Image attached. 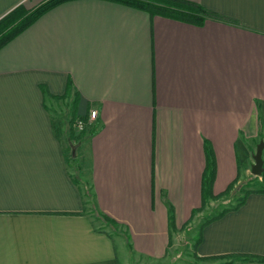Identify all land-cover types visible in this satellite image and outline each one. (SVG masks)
Listing matches in <instances>:
<instances>
[{
    "label": "crops",
    "instance_id": "crops-1",
    "mask_svg": "<svg viewBox=\"0 0 264 264\" xmlns=\"http://www.w3.org/2000/svg\"><path fill=\"white\" fill-rule=\"evenodd\" d=\"M46 1L0 0V20ZM180 1L215 17L197 25L72 0L0 49V264H121L105 226L122 264H182L180 233L197 257H264V194L214 220L225 206L202 209L206 144L213 197L250 174L260 114L264 125V0ZM74 98L93 131L75 145L81 186L66 120L50 108Z\"/></svg>",
    "mask_w": 264,
    "mask_h": 264
},
{
    "label": "trees",
    "instance_id": "trees-1",
    "mask_svg": "<svg viewBox=\"0 0 264 264\" xmlns=\"http://www.w3.org/2000/svg\"><path fill=\"white\" fill-rule=\"evenodd\" d=\"M72 0H48L35 8L32 11H25L20 7H17L8 15L0 20V49L3 48L8 42L22 33L26 28H28L31 24L37 21L44 13L48 12L52 8L68 2ZM112 3H117L121 5H125L134 9H139L142 11H146L151 15H164L176 18L178 20L187 21L193 24L200 25L208 18H214L215 14L206 10L205 8L201 7L199 4L195 3H188L185 1L180 0H173L172 2L164 1V0H104ZM160 1V2H159ZM164 1V2H163ZM45 92V90L43 89ZM69 91V90H68ZM66 91L64 95L61 96H52L49 93H44V95L48 96L49 98H58L64 99L68 97L69 92ZM76 105H77V98L72 99L71 107L69 108V113L67 115L66 125L67 131L70 133L68 136V140L71 144V148L77 143H82L85 139L91 135H93V131L86 130V117L77 116L76 113ZM260 118V115H259ZM258 118V123H259ZM81 121L84 125V130L81 133H76V126L77 122ZM260 128L263 125L259 124ZM76 143V144H74ZM205 155H206V167L202 178V209L205 207V203L209 198H213L212 196V185L215 175V161L213 156L212 148L209 144L205 145ZM263 168H264V154H263ZM70 163L73 170L77 173L80 171V166L78 162H75V158H72L70 155ZM73 181L76 185L81 186L82 182L80 179L77 178V175L74 174L72 177ZM235 182H232L226 189L225 192L229 191ZM245 184V183H244ZM245 188L242 191V195L238 202L230 208H224L217 216L213 219H218L222 217L224 214L234 211L239 207L243 206L246 202V199L251 194H264V170L259 177H252V181L249 184L244 185ZM247 186V187H246ZM87 198L89 195L85 191ZM106 220V219H105ZM208 220L206 224L211 222ZM107 222V221H105ZM111 224V223H110ZM201 229L198 232V238L195 241V246L201 241ZM195 257L198 260H216V259H223V258H240L243 257L248 261H256L260 264H264V257L257 256V255H245V254H229V255H220L215 257Z\"/></svg>",
    "mask_w": 264,
    "mask_h": 264
},
{
    "label": "rangeland",
    "instance_id": "rangeland-1",
    "mask_svg": "<svg viewBox=\"0 0 264 264\" xmlns=\"http://www.w3.org/2000/svg\"><path fill=\"white\" fill-rule=\"evenodd\" d=\"M50 108L53 110L54 119H56L58 121L67 120V115L69 113L68 112L69 109L67 110V108L65 107V105L62 102H60V101L55 102V105L51 103ZM260 122L263 125L261 114H260V118H259V124H260ZM259 124H258V133H260L259 138L255 139V140L248 141L249 145L251 146L250 147L251 154H253L255 152V148H256L257 144L260 141H264L263 134H262V131L264 130V125L262 128H260ZM66 128H67V125H66ZM84 128H83V130H84ZM76 130H77V128H76ZM76 133H81V131L77 130ZM74 144H76V143H74ZM66 147H68V146H66ZM263 154H264V151H263ZM72 158H75V162H78V164H79V160L76 156V153H75V157H72ZM72 172L77 175L78 179H80L79 172L76 173L73 170V168H72ZM252 177H254V176H252L250 173L246 179L241 181L240 184L233 186L229 191L224 192L222 195H220L218 197L209 198L205 203V207L203 208L204 214L206 216L207 215L210 216L212 214L215 215L224 206L226 208L233 207L238 202V200L240 199V197L242 195V191L245 188L244 185L249 184L252 181ZM88 195H89V193H88ZM98 221L94 219L95 224H98ZM199 222H201V220H199L198 223ZM105 229L110 233V235L112 236V238L114 239V241L116 243V250L118 252V255L120 257V262L122 264V251L120 249L121 246L119 245V239L120 238L118 237V235L116 234V232L114 231V229L112 227L105 226ZM191 237L192 236L189 233L188 234L187 233L186 234L180 233V235L178 236V240H180V242L182 244V248H181L182 250L178 251V254H179L178 257L181 259L182 264H260L256 261H248L247 259H245L243 257H240V258H223V259H216V260H214V259L213 260L212 259L211 260H198L195 257V253H194L193 248L191 246L192 243H190ZM193 247H194V244H193Z\"/></svg>",
    "mask_w": 264,
    "mask_h": 264
},
{
    "label": "water",
    "instance_id": "water-1",
    "mask_svg": "<svg viewBox=\"0 0 264 264\" xmlns=\"http://www.w3.org/2000/svg\"><path fill=\"white\" fill-rule=\"evenodd\" d=\"M263 151H264V141H260L256 148L255 152L252 154L253 163L250 167V173L254 177H259L264 168H263ZM71 157H75V147L71 148Z\"/></svg>",
    "mask_w": 264,
    "mask_h": 264
},
{
    "label": "built area",
    "instance_id": "built-area-1",
    "mask_svg": "<svg viewBox=\"0 0 264 264\" xmlns=\"http://www.w3.org/2000/svg\"><path fill=\"white\" fill-rule=\"evenodd\" d=\"M95 116H96V111H94V110L89 111V119L90 120H94ZM76 128L78 131H82L84 128L83 123L81 121H78Z\"/></svg>",
    "mask_w": 264,
    "mask_h": 264
}]
</instances>
